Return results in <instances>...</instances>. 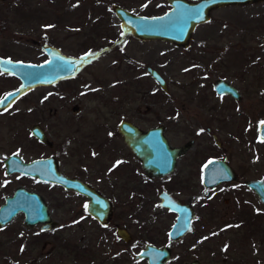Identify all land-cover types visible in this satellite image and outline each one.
<instances>
[{"label": "rangeland", "instance_id": "obj_1", "mask_svg": "<svg viewBox=\"0 0 264 264\" xmlns=\"http://www.w3.org/2000/svg\"><path fill=\"white\" fill-rule=\"evenodd\" d=\"M112 3L146 15L168 7L166 0H0V57L40 61L46 58L42 45L86 57L72 74L26 87L0 107V204L21 185L44 198L52 221L40 229L17 212L0 227V264H145L133 254L144 242L164 243L174 220L158 204L162 189L196 200L192 229L172 243L175 257L166 264L194 255L195 232L202 264H264V205L233 182L204 189L198 170L205 157L223 156L240 180L264 173V141L256 136L264 118V0L212 8L184 47L122 32ZM146 65L164 77L166 92ZM216 78L234 85L240 97L213 91ZM18 86L0 69V97ZM116 106L119 117L142 129L161 121L170 144L194 134V163L188 150L171 173L147 176L127 146L108 134ZM35 122L50 145L30 134ZM11 152L24 160L53 155L62 172L102 190L112 200L109 223L91 218L80 194L5 173L2 160ZM117 225L129 231L130 241L115 235Z\"/></svg>", "mask_w": 264, "mask_h": 264}, {"label": "water", "instance_id": "obj_2", "mask_svg": "<svg viewBox=\"0 0 264 264\" xmlns=\"http://www.w3.org/2000/svg\"><path fill=\"white\" fill-rule=\"evenodd\" d=\"M260 0H166L168 7L157 14H139L116 4H111L113 14L119 20L122 32H128L139 39H157L170 42L176 46H186L195 26L209 18L212 8L228 4H245ZM202 10V15L196 12ZM264 47V36L261 37ZM46 54L44 60L30 62L0 57V69L17 77L18 87L6 91L1 97L0 107L19 95L21 91L34 84H48L60 77L68 76L77 69V64L86 59L85 56L73 57L61 53L51 45H42ZM146 71L165 88L163 77L152 66L146 65ZM216 93H228L234 98L239 97L238 90L228 81L217 78L213 82ZM8 94H13L9 96ZM8 99L5 101V97ZM264 118L256 126V136L264 141ZM118 131L133 155L139 160L144 173L148 176H162L172 171L176 157L183 153L191 141L180 145H171L163 133L161 125L140 128L134 122L120 119ZM30 132L39 140H46L43 129L37 123L30 127ZM4 172H18L37 180L61 185L64 189L83 194L87 197L85 209L100 224L105 225L112 213V204L106 196L101 194L87 181L70 176L62 172L53 155H46L24 160L16 153L7 154L3 160ZM234 179L231 166L222 159H208L201 167V182L210 186L223 181ZM252 189L259 201L264 204V173L258 178H245L242 181ZM159 204L176 211L175 221L168 230L169 237L176 238L190 228L192 210L189 203L180 202L165 190L158 192ZM22 212L23 222L27 225L40 223V229L51 227L52 221L44 198L36 191L16 186L11 194L4 196L0 204V227L10 220L17 212ZM118 235L127 240L128 232L123 227H116ZM136 258L146 257V264H163L169 257L167 246L159 247L146 243L136 254ZM186 264H194L189 262Z\"/></svg>", "mask_w": 264, "mask_h": 264}, {"label": "flooded vegetation", "instance_id": "obj_3", "mask_svg": "<svg viewBox=\"0 0 264 264\" xmlns=\"http://www.w3.org/2000/svg\"><path fill=\"white\" fill-rule=\"evenodd\" d=\"M15 60H18V59H15ZM36 62H38V61H36ZM150 66V65H149ZM154 68V67H153ZM154 69H156V68H154ZM2 70V69H1ZM146 70V69H145ZM157 70V69H156ZM4 71V70H3ZM158 71V70H157ZM6 72V71H5ZM158 73L160 74V72L158 71ZM149 74V73H148ZM12 75V74H11ZM150 75V74H149ZM161 75V74H160ZM13 76V75H12ZM151 76V75H150ZM162 76V75H161ZM15 77V76H14ZM163 77V76H162ZM17 78V77H16ZM18 79V78H17ZM163 79H164V77H163ZM217 79V78H216ZM215 79V80H216ZM223 79V78H222ZM154 80V79H153ZM214 80V81H215ZM225 80V79H224ZM155 81V80H154ZM164 81H165V79H164ZM156 82V81H155ZM158 85H159V87H160V89L162 90V91H167V84H166V82H165V88H162V86L158 83V82H156ZM19 84H20V82H19ZM34 85H36V84H34ZM212 85H213V83H212ZM32 86V85H31ZM29 87V86H28ZM212 88H213V86H212ZM237 89V88H236ZM213 91H215L214 89H213ZM239 93V92H238ZM219 94H228V93H219ZM228 95H230V94H228ZM233 97V96H232ZM239 97H240V93H239ZM238 97V98H239ZM234 98V97H233ZM238 98H234V99H238ZM10 102V101H9ZM37 105H38V101L35 99L34 100V102L32 103V110H33V112L36 114L37 113ZM5 106V105H4ZM3 107V106H2ZM72 110L73 111H78V107H77V105H74V106H72ZM119 110H118V106H116L115 108H113L112 109V114H115L114 116L116 117V119H115V122H114V126H111L110 128H109V131H108V134H109V136H113V137H115V139L117 140V142L119 143V145H120V143H123L124 145H126V143L123 141V139H122V137H121V135H120V133H119V131H118V122H119V120L120 119H127V120H130V119H128V118H125V117H119L118 116V114H119V112H118ZM118 116V117H117ZM261 120V119H260ZM130 121H132V120H130ZM133 122V121H132ZM259 122V121H258ZM35 123H37V122H35ZM34 123H32L31 124V126L33 125ZM38 124V123H37ZM136 124V123H135ZM38 125H40V124H38ZM156 125H161L162 126V128H163V133H164V130H165V125L161 122V121H159L157 124H155V125H153V126H156ZM30 126V127H31ZM152 126V125H151ZM151 126H148V127H151ZM30 127H29V132H30ZM41 127V126H40ZM42 128V127H41ZM43 129V128H42ZM205 131L207 132V133H209L210 134V136H211V138H213V140H214V142H215V144L216 145H219L220 146V141L218 140V138H217V135H216V133L214 132V131H212L211 129H210V127H208V126H206L205 127ZM43 132H44V135H45V138H46V140H48V138H47V135H46V133H45V131H44V129H43ZM193 133H194V123H193ZM30 134H31V132H30ZM32 135V134H31ZM164 135H165V133H164ZM33 136V135H32ZM166 136V135H165ZM37 141H39V142H42V143H47V142H45V141H41V140H39L36 136H33ZM167 137V136H166ZM191 141V144H190V146L188 147V148H186V150L183 152V153H181L180 155H178L177 157H176V163H177V160H178V158L179 157H181V156H183L186 152H188V150H192L191 152H192V156L190 157L191 158V161L194 163V134L192 135V137H190V138H188L187 140H185L184 142H181V143H177V144H171V145H180V144H183V143H185V142H188V141ZM169 141V140H168ZM52 142L49 140V143H47L48 145H50ZM127 146V145H126ZM127 148H128V150H130L129 149V147L127 146ZM130 152H131V150H130ZM132 153V152H131ZM133 154V153H132ZM211 158H216V159H222V160H224V161H226L228 164H229V162H228V159L227 158H225V157H223V156H221V157H219V156H207V157H205L204 159H203V161L201 162V163H199L198 164V166H199V175H200V183H201V185L203 186V188L204 189H207V188H213L214 186H216V185H219V184H221V185H223L224 183H226V184H229V183H231V182H233V183H235V186L236 187H238V188H242L243 189V191L244 190H248L249 192H251V193H253L254 194V196L255 197H257V195L255 194V192L252 190V189H250V188H248L242 181H243V178L240 180V179H238L237 178V174H236V171H235V169L231 166V168H232V170L234 171V179H232V180H229V181H223V182H220V183H217V184H213V185H210V186H204L203 184H202V182H201V167H202V165L208 160V159H211ZM140 163V162H139ZM176 163H175V166H176ZM141 166V165H140ZM175 166H174V168H175ZM174 168L172 169V171L174 170ZM171 171V172H172ZM171 172H169V173H171ZM168 174V173H167ZM148 176V175H147ZM78 177V176H77ZM151 177V176H150ZM80 178V177H79ZM251 178H258V177H251ZM245 179V178H244ZM84 180V179H83ZM85 181H87V180H85ZM88 182V181H87ZM88 183H90V182H88ZM53 184V183H52ZM55 184V183H54ZM92 186H94L101 194H103L104 196H106L103 192H102V190H100L99 188H97L95 185H93L92 183H90ZM56 186H60V187H62L61 185H58V184H55ZM17 186H20V185H17ZM16 187V186H15ZM14 187V188H15ZM13 188V189H14ZM63 188V187H62ZM13 189H12V191H13ZM64 189V188H63ZM67 190V189H66ZM162 190H164V189H162ZM71 192H73V193H76V194H80V193H77V192H74V191H72V190H70ZM69 191V192H70ZM161 191V190H160ZM166 191V190H165ZM12 193V192H11ZM169 193V192H168ZM158 194V193H157ZM170 194V193H169ZM7 195V194H6ZM81 196H83V198H84V210H85V212L87 213V211H86V209H85V203H86V200H87V197L85 196V195H83V194H80ZM172 195V194H171ZM5 196V195H4ZM173 196V195H172ZM107 198H109L108 196H106ZM157 197H158V195H157ZM173 197H175V196H173ZM175 198H177V197H175ZM158 199H159V197H158ZM180 202H183V203H189V205H190V208H191V210H192V216H191V219H190V228L188 229V230H186L185 232H183L181 235H179L178 237H176V238H170L169 237V235H168V230H169V228L171 227V225H172V223L175 221V216H176V211H174V210H170L168 207H166V206H162V205H160L159 204V201H158V204L161 206V207H163V208H165L166 210H168L170 213H173L174 214V220L171 222V224H170V226H169V228L167 229V231H166V241L164 242V243H162V244H154V243H152V242H144V244H143V246L142 247H140L134 254H133V257L135 258V259H138V260H144L145 261V264H146V257H143V258H136L135 257V254L141 249V248H143L144 247V245L146 244V243H150V244H153V245H155V246H159V247H163V246H167L168 248H169V257H168V259L163 263V264H166L167 262H169V261H173L174 260V257H175V254L174 253H172V243L173 242H177V241H179V240H181L182 238H184V236L188 233V232H190L191 231V229H192V220H193V218H194V214H195V204H196V200L193 198V199H184V200H182V199H180V198H177ZM257 199H258V197H257ZM109 200H110V202H111V204H112V200L109 198ZM227 200H228V198L227 197H223V201H225V202H227ZM3 201H4V197H3ZM258 201H259V199H258ZM260 202V201H259ZM45 203H46V205H47V202L45 201ZM261 203V202H260ZM262 204V203H261ZM262 205H264V204H262ZM47 209H48V205H47ZM20 212V211H19ZM88 214V213H87ZM89 215V214H88ZM90 216V215H89ZM111 216H112V213H111ZM91 217V216H90ZM91 218H93V217H91ZM98 224H100L95 218H93ZM110 219H111V217H110ZM110 219H109V221H110ZM9 221V220H8ZM109 221L105 224V225H107L108 223H109ZM101 226H105V225H103V224H100ZM39 226H40V223H39ZM116 227H118V225L117 226H115V228H114V232H115V235L120 239V240H122L123 242H127V241H130L131 240V234L129 233V231L124 227V226H120L119 225V227H123L127 232H128V234H129V238L127 239V240H125V239H123V237H121L120 235H118L117 234V232H116ZM40 228V227H39ZM199 235L195 232L194 233V255L192 254V255H190L189 257H186L185 255H180L179 256V258L176 260V264H186V263H189V262H194V264H202V260L201 259H199L198 257H197V253H196V248H197V246H198V242H199V240H200V237H198Z\"/></svg>", "mask_w": 264, "mask_h": 264}, {"label": "snow or ice", "instance_id": "obj_4", "mask_svg": "<svg viewBox=\"0 0 264 264\" xmlns=\"http://www.w3.org/2000/svg\"><path fill=\"white\" fill-rule=\"evenodd\" d=\"M196 15L197 16H201L202 15V10H198L197 12H196ZM9 96H11V95H13V94H8ZM8 99V97L6 96L5 97V101ZM2 103H4V101H0V104H2ZM261 123H264V122H261Z\"/></svg>", "mask_w": 264, "mask_h": 264}]
</instances>
